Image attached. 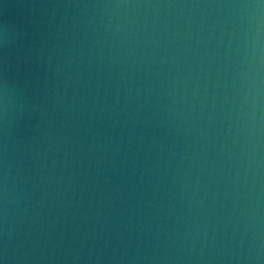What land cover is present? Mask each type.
Wrapping results in <instances>:
<instances>
[{"label":"water","instance_id":"water-1","mask_svg":"<svg viewBox=\"0 0 264 264\" xmlns=\"http://www.w3.org/2000/svg\"><path fill=\"white\" fill-rule=\"evenodd\" d=\"M0 264H264V0H0Z\"/></svg>","mask_w":264,"mask_h":264}]
</instances>
